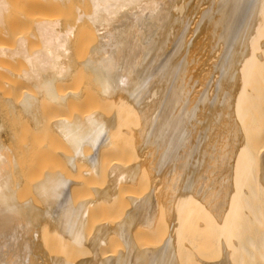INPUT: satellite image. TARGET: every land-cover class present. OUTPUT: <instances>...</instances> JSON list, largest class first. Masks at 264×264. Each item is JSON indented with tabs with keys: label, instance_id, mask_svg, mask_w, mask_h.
Returning <instances> with one entry per match:
<instances>
[{
	"label": "bare ground",
	"instance_id": "6f19581e",
	"mask_svg": "<svg viewBox=\"0 0 264 264\" xmlns=\"http://www.w3.org/2000/svg\"><path fill=\"white\" fill-rule=\"evenodd\" d=\"M13 1L0 264H264V0Z\"/></svg>",
	"mask_w": 264,
	"mask_h": 264
},
{
	"label": "rangeland",
	"instance_id": "374dc122",
	"mask_svg": "<svg viewBox=\"0 0 264 264\" xmlns=\"http://www.w3.org/2000/svg\"><path fill=\"white\" fill-rule=\"evenodd\" d=\"M11 1H13V0H11ZM14 1H15V0H14ZM14 1H13L14 4H15L17 1H19L18 4H19L20 7H21V3L23 2L22 0H16V2H14ZM24 1H25V0H24ZM28 2H29V1H28ZM30 2H31V1H30ZM35 2H36V1H35ZM13 3H12V5H13ZM18 4H16V5L19 6ZM22 4H23V3H22ZM16 5H15V6H12V8H13V7H14V8L16 7L15 9L18 8V11L22 14V13L25 11L24 6H23L24 11L22 12V11H20L19 7H17ZM49 6H51V5H49ZM53 6H54V5H53ZM60 6H61V5H60ZM37 7H38V6H37ZM47 7H48V6H47ZM64 7H65V8L67 7V9H64ZM69 7H70V6H63V7H62L63 10H67V13H66V12L64 13L63 10L61 9V7L58 9V6H57V7L55 6V8L52 7L51 9L54 8L53 10H48L47 8H45V9L43 10V9H42L43 7H42V8L38 7V9L34 7L35 11L39 10V8H40L41 10H43V11H40V10H39L40 12L37 11V12H38V14H37L38 16H37V15L35 14V13H37V12H35V13L32 12V13H31V11H29V10L27 11V10H26L25 13H26V12H29V13L32 14V15L35 14V15H34L35 18H34V17L31 18L32 16H31V17H27V16H25V18H28V19L30 18L31 21L33 22V20H36V19H37L36 16H37L38 18L42 17V16H39V15H41V12H44L45 14H46V12H49V13H47L45 16H47L48 14H49V17H51V18H55L56 16L59 18V17L61 16V17H60L61 21H62V22H66V21L70 20V19L72 18V16H73V15L70 14V11H69V10H70L71 7H70V8H69ZM31 8L33 9V7H30L29 9H31ZM48 8H49V7H48ZM56 8H57V11H55ZM27 9H28V8H27ZM46 9H47V10H46ZM68 9H69V10H68ZM71 9H72V8H71ZM45 10H46V11H45ZM14 11H15V10H14ZM32 11H34V10H32ZM61 11H62V12H61ZM19 12H18V13H19ZM12 13L14 14L13 11H12ZM15 13H16V12H15ZM18 13H17V14H18ZM20 13H19L18 15H20ZM39 13H40V14H39ZM13 14L10 13L11 23H12V20H14L15 18L19 17V16H17V17H14V18L12 19V16H15V15H13ZM69 14H70L71 16H69V18H68V15H69ZM72 14H73V11H72ZM25 15H27V13H26ZM28 15H29V14H28ZM42 15L44 16V14H42ZM20 16H21V15H20ZM22 16H23L22 21H21L20 19L17 18V19H18L19 21H21V22H17V23H16V22L14 21L15 25H16V24L18 25V26L16 25L17 27L14 25V23H13V25H11V29H10V31L8 32V34H9L10 36L12 35L11 37H10L7 33H5V32H4L5 34H3V32H2V34H0V41H1L0 43L5 44V45H8L9 42H10L11 40L14 39L13 37L15 36V34H16V35H21V33H22L23 36H24V35L26 36V34L28 33L27 36H29L30 29H29V27H28L27 25H30V24L32 25V22H30L29 20H27V21H29L30 23L28 22V24H26L27 21H26V19H25V21H24V13H23ZM29 16H30V15H29ZM45 16H44V17H45ZM52 16H53V17H52ZM54 16H55V17H54ZM63 16H64V17H63ZM63 18H64L65 21L63 20ZM65 18H66V19L68 18V19L66 20ZM16 21H17V20H16ZM22 22H23V23H22ZM20 23H21V24H20ZM24 23H25V24H24ZM24 25H25V26H24ZM21 26H22L23 28H21ZM24 27H25V28H24ZM26 27L28 28L29 31L26 29ZM16 28H17V29H16ZM19 28H20V30H19ZM13 29L16 30V32H13V31H14ZM24 29H26V30H24ZM12 30H13V31H12ZM23 30H24V31H23ZM11 32H12V33H11ZM20 32H21V33H20ZM23 32H26V34H25V33L23 34ZM18 33H19V34H18ZM7 35H8V36H7ZM8 37H9L11 40L8 39ZM6 42H7V43H6ZM83 43H84V42H83ZM85 44H86V43H85ZM81 45L83 46L84 44H81ZM86 45H87V44H86ZM86 45H85V46H86ZM82 46H81V47H82ZM81 47L79 48V50H78V48L76 49V54H77V52L79 51L80 53L78 52V54L82 57V55H84V54H82L81 52H83L84 49H82V48H83L84 46H83L82 48H81ZM75 48H76V47H75ZM81 49H82V50H81ZM85 49L87 50V46H86ZM84 52H86V51H84ZM81 54H82V55H81ZM79 55H78V58H79ZM81 57H80V58H81ZM11 63H12V62H11ZM9 64H10V63H9ZM10 65H11V64H10ZM14 65H15V66H14ZM14 65H13V63H12V65L10 66V67H11V72H12V69H13V70L18 69V67L20 66V63H19V64H15V62H14ZM16 65H17V66H16ZM16 67H17V68H16ZM8 72H9V71H8ZM8 72H7V73H8ZM5 73H6V72H5ZM9 73H10V72H9ZM9 73H8V74H9ZM12 73H13V72H12ZM12 73H10V74L13 75ZM8 74H7V76H8ZM8 77H9V76H8ZM10 77H12V76H10ZM79 77H81V76H79ZM13 78H14V76L12 77V79H13ZM10 79H11V78H10ZM10 79H9V80H10ZM12 79H11V80H12ZM74 79L76 80V77H74ZM74 79H72L71 83H74V82H75V81L73 82ZM77 79H78V78H77ZM80 79H82V77H81ZM80 79H79V80H80ZM9 80H8V81H9ZM11 80H10V81H11ZM79 80H78V81H79ZM13 81H14V79H13ZM78 81L76 80V82H78ZM76 82H75V83H76ZM79 82H81L79 85H83L82 87H84L85 83H82V82H83L82 80L79 81ZM79 82H78V83H79ZM78 83H77V84H78ZM0 84H1V83H0ZM3 85H5V84L2 83V85H1V86L3 87V89H2V87H0V88L2 89V90L0 89L1 92H3V91H4V88H5ZM72 85H73V84H72ZM74 86H78V85L74 84ZM74 86H73V87H74ZM85 87H87V85H86ZM7 88H10V85H9V87H8V84H7L6 89H7ZM5 91H6V90H5ZM8 92H9V90H7V93H8ZM4 93H5V92H4ZM4 93H2V94H4ZM91 99H92V98H91ZM92 101H93V99H92ZM94 102L96 103L95 100H94ZM84 103H85V102H84ZM86 103H89V100H88V102H86ZM81 104H82V103H81ZM91 104H92V103H91ZM91 104H90V105H91ZM87 105H88V104H87ZM80 106H81V105H80ZM92 106H94V105H92ZM92 106H90V108H91ZM77 108H78V107H77ZM77 108H76V109L73 108L72 111H76V110L79 109V108H78V109H77ZM85 109H87V108L85 107ZM72 111H71V109L69 110L70 113H71ZM79 111H80V110H79ZM79 111H76V112H79ZM68 114H69V113H68ZM7 118H9V117H6V119H7ZM10 119H11V118H9V120L7 119V121H9V122L11 121V122L9 123V126H12V125H15V124H16V125L19 124V121H20V120L17 121L18 123H15V124H14V123H12V121L14 120V118H12L13 120H10ZM16 120H17V119H15V121H16ZM15 121H14V122H15ZM22 123H23V122H22ZM22 123L20 122V125H18L17 127L15 126L16 128H15L14 126H12L11 128L17 133L19 130H22V129L20 128ZM24 123H25V122H24ZM10 124H11V125H10ZM23 125H24V124H23ZM13 127H14L15 129H14ZM22 128H24L23 130L25 131V126H24V127L22 126ZM26 128H27V127H26ZM26 130H27V129H26ZM28 130H29V129H28ZM24 131H23V132H24ZM26 132H27V131H26ZM26 132H25L24 135H23L24 138H25V137H28V136H25L26 134H27V135L30 134V133L28 134V132H27V133H26ZM17 135H21V133L16 134V136H17ZM48 136H49V135H48ZM17 137H20V136H17ZM21 137H22V136H21ZM49 137H50V136H49ZM15 138H16V137H15ZM46 138H47V137H46ZM18 139H19V138H18ZM18 139H16V141H17V142H16V145H17V143H18V144H20V147H21V143L18 142V141H20V140H18ZM26 139H28V138H26ZM26 139H25V140H26ZM47 139L50 140V138H47ZM52 139H53V138H52ZM52 139H51V140H52ZM22 141H23V137H22L21 142H22ZM27 141H28V140H27ZM46 141H48V140H46ZM56 141H57V140H56ZM56 141H54V139H53V142H52V143H53V146H52V145H50V146L53 148V147H55L54 145H56V148H54V150H57V148H59V147H60L59 150H61V149H62L61 144L58 145L60 142H56ZM48 142H49V141H48ZM54 142H56L57 144H56V143L54 144ZM12 143H14V139H13V142H12ZM52 143H50V144H52ZM14 144H15V143H14ZM48 145H49V143H48ZM58 146H59V147H58ZM47 147H48V146H47ZM49 148H50V147H49ZM49 148H48V149H49ZM21 149H22V147H21ZM50 149H51V148H50ZM19 150H20V149H19ZM22 150H23V149H22ZM51 150H52V149H51ZM51 150H50V152H51ZM59 150H58V151H59ZM126 150H127V151H125V152L123 151V152H124V153L128 152V149H126ZM55 153H57V152H55ZM113 153H114V152H113ZM119 153L122 155V152H119ZM124 153H123L122 156L125 155ZM130 153H131L130 151L128 152V154L126 153L125 157H128V158H129V156H130L129 154H130ZM50 154H51V153H50ZM58 154H59V152H58ZM120 154H119V155H120ZM131 154H132V153H131ZM52 155H53V154H52ZM52 155H51V156H52ZM55 155H56V154H55ZM119 155H118V156H119ZM128 155H129V156H128ZM49 156H50V155H49ZM46 157H48V156H46ZM46 157H45V158H46ZM53 157H54V155H53ZM113 157H115V156H113ZM120 157H121V156H120ZM57 158H58V157H57ZM118 158H119V157H118ZM128 158H127V159H128ZM134 158H135V157H134ZM42 159H43V157H42ZM55 159H56V158L49 157L46 161L44 160V162H42V160H41V161L39 160V161H38L39 164H38V163H36V164L40 165V162H42L41 167H44V168H46L45 166H47V164H48L49 166L53 164L52 167H54V168L57 167V166H58V167L60 166L62 169H63V167H65V168L67 167V166H65V164L62 163V161H60V160H61L60 158H59V160H58L59 162H58L57 160H55ZM123 159H125V158H123ZM127 159H126V160H127ZM132 159H133V158H132ZM132 159L129 158V160H132ZM25 160H26V159H25ZM120 160H121V158H120ZM26 162H27V161H26ZM36 162H37V161H36ZM60 162H61V163H60ZM32 163H33V162H32ZM34 163H35V161H34ZM56 164H57V165H56ZM23 165H24V163H23ZM31 165H32V164H31ZM31 165H30V166L28 165V167H31ZM43 165H45V166H43ZM24 166H26V165H24ZM24 166L21 165L22 168H23ZM28 167H25V168L23 169V170H25V169L27 168V169H26L27 173H28V170H29ZM41 167H39L38 170H39ZM33 168L35 169V168H37V166L35 165ZM33 168L31 167L32 171H34ZM44 168H41V169H40V170H41L40 173H39L40 175H41V172L44 170ZM47 168H48V167H47ZM49 168H50V167H49ZM65 168H64L63 170H64V171L67 170V172H68V171H69L68 168H67L66 170H65ZM31 169H30V170H31ZM55 169H57V168H55ZM62 169H61V171H63ZM30 170H29V171H30ZM35 170H36V173H32V171H31V173L34 174V175H32V176H35V175H36L34 178H36L37 176L39 177V175L37 174V169H35ZM59 170H60V169H59ZM24 172H25V171H24ZM34 172H35V171H34ZM69 173H70V172H69ZM72 173H73V172H71V174H72ZM74 173H75V172H74ZM23 174H24V173H23ZM25 175H26V174H24V176H25ZM28 175H29V174H27V176H28ZM67 175L70 176V174H68V173H67ZM76 175H77V174H76ZM29 176H30V175H29ZM29 176H28V177H29ZM71 177H74V176L72 175ZM76 177H77V176H76ZM78 177H79V175H78ZM25 178H26V176H25ZM25 178H24V180H25ZM29 178H31V176H30ZM26 179H28V178H26ZM32 179H33V177H32ZM27 181H31V179H28ZM25 182H26V181H25ZM89 184H90V183H89ZM88 186H89V185H88ZM26 188H27V187H26ZM87 188H88V187H87ZM87 188H86V189H87ZM89 188H90V187H89ZM89 188H88V189H89ZM84 189H85V188H84ZM90 191H91V189H90ZM24 192H26V191H24ZM85 192H86V191H85ZM85 192L83 193V191H82L83 196L86 195ZM88 192H89V191L87 190V193H88ZM90 193H91V192H90ZM88 194H89V193H88ZM91 194H92V193H91ZM91 194H90L89 196H92ZM87 196H88V195H87ZM114 243H115V242H114ZM110 245H111V244H109V246H110ZM117 245H118V244H115V245L113 244V247H115V246L118 247ZM116 247H115V248H116ZM111 248H112V246H111ZM113 249H114V248H113Z\"/></svg>",
	"mask_w": 264,
	"mask_h": 264
}]
</instances>
